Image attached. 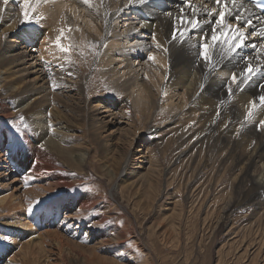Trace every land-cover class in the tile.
Returning <instances> with one entry per match:
<instances>
[{
    "label": "bare ground",
    "instance_id": "bare-ground-1",
    "mask_svg": "<svg viewBox=\"0 0 264 264\" xmlns=\"http://www.w3.org/2000/svg\"><path fill=\"white\" fill-rule=\"evenodd\" d=\"M191 4L201 10L217 7L214 0H191ZM242 6L245 16L251 14L254 17L253 28H245L244 24L239 27L248 34L250 44H264V36L260 35L264 29V15L249 2L243 1ZM181 9L185 15L191 12L182 0H145L144 3L134 0L131 6L129 0H91V5L83 0H30L29 5H25L23 0H9L7 4L0 0V30L3 32L0 34V82L7 87L10 98L22 107L23 116L30 118V126L39 138L33 142L32 137L24 133L20 137L21 148L17 149L9 142V132L0 126V222L4 226L0 237L3 239L0 254L4 256L2 261L5 264H54L56 254L66 255L62 243L64 239L59 230L34 228L37 224L46 226V221L52 225L64 204L62 201L56 204V208H53L56 213L48 210L29 212V207L36 206L39 201V195H34L39 185L36 188L26 185L37 176L39 180L53 182L56 189L68 182L56 173L57 166L46 146L56 149L64 159H69L71 152L60 148L57 139L49 137L47 130L53 125L60 126L62 134L73 132L68 136L66 133L64 137L78 140L84 137L80 128L83 129L84 123H87L93 138L103 136L105 125L113 122L112 119L117 116V112L110 109L112 102L103 99L109 93L99 92L102 90L99 87L104 83L108 90L122 94L146 115L147 132L154 133L165 145L174 138V134H165L167 130H176L178 136L175 137H179L182 144L186 143L180 156L191 152L193 158L197 151L201 152L199 148H203V140L209 139L207 154L211 161H219L218 166L211 163L212 171H217L220 177L238 170L240 177L236 178H240V186H232L231 189L239 192L245 185L248 186L243 203L264 208V124H261L264 121V107L259 106L257 99L264 95V90L258 87V84L264 83V72L254 77L242 91L237 85H231L233 94L229 96L226 86L233 72L239 78L246 63L237 58L223 62L215 69H208L203 61L198 62V48L191 45L198 43V36L203 31L210 32L211 25L203 24L201 33L188 35L186 43L173 41L172 31L178 23ZM25 10L30 16L28 20L24 19ZM199 20L202 23L208 20L203 11ZM212 20L214 22L215 16ZM27 23L28 27L25 26ZM229 23L236 26L234 19ZM46 27L56 34L53 36L56 43L57 37L62 38L69 55L60 56L59 52L52 55L55 45L52 37L53 48L47 42H41L43 50H48V56L43 50L45 55L43 52H40L43 55H34L32 48L36 47L33 44L35 37ZM31 43L32 48L28 47ZM75 44L81 46L82 53L75 54ZM257 55L264 58V49L258 47L254 51L249 47L239 53V56L251 57L253 66L257 64ZM42 58L46 61H42ZM92 58L97 66H94L92 77L87 78L83 72L86 60ZM142 60H145V66ZM94 79L99 81V86L94 87ZM93 88L98 91H92ZM90 94H99L96 103L90 100ZM254 100L257 104L254 114L246 118ZM90 104L93 105L91 114H88L86 110ZM10 106V101L1 102L0 124L2 117L10 115ZM158 109L167 110L163 113L166 119L153 123V114ZM107 134H112V131ZM48 140L53 141V145H49ZM32 157L38 159L36 164L29 161ZM128 166L127 160L123 170ZM132 173L137 172L131 170ZM18 181L22 186H17L27 190L25 194L21 195L20 188L12 185ZM47 188L44 187L50 191ZM232 198L231 195L227 206ZM82 208L84 210V205ZM79 219L74 222L78 223ZM73 223L65 225V229ZM81 227V224L77 225V228ZM47 237L52 238L57 251L46 246ZM16 248L22 255L12 253Z\"/></svg>",
    "mask_w": 264,
    "mask_h": 264
},
{
    "label": "rangeland",
    "instance_id": "rangeland-1",
    "mask_svg": "<svg viewBox=\"0 0 264 264\" xmlns=\"http://www.w3.org/2000/svg\"><path fill=\"white\" fill-rule=\"evenodd\" d=\"M25 26L28 27L29 24ZM2 33L1 29L0 34ZM53 36L56 34L46 27L35 37L33 44L36 47L32 48V43L28 47L34 49L35 56L41 55L40 52L43 51L48 56V50H43V44L47 42L50 47L55 44L52 55L57 52L60 56L69 55V52L61 51V48H66L62 38L58 44ZM50 37L54 38L55 43ZM52 42L54 44L51 46ZM73 48L77 50L75 54L82 53L78 44ZM42 61L46 59L42 58ZM144 61L142 60V65ZM86 63L83 74L91 78L96 64L93 58L87 59ZM92 83L94 87L99 86L98 80L94 79ZM99 90L100 93H109L104 95L103 99L111 101L110 109L117 112L113 122L105 125L108 129L105 127V132L101 130L103 136L93 138L87 123L83 126V129L87 130L80 128L84 137L78 140L67 137L73 133L71 131L62 134L60 126L53 125L47 130L50 132L49 137L57 139L60 148L68 149L72 154L69 159H64L58 155L56 149L45 145L57 166L56 173L68 182L56 189L53 182L39 180V176H33L28 184L23 183L34 188L39 185L34 193L35 196L39 195L35 211L48 210L56 213L53 210L56 204L60 201L64 204L52 225L50 221L45 222L46 226L34 225V228L42 231H60L58 233H61L64 239L62 243L66 255L56 254L53 263L264 264V208L261 210L258 205L243 203L242 199L248 193L245 191L248 186L245 185L241 191L238 189L239 192H236L237 189H231L232 186H240V178H236L240 177L238 170H232L227 177H219L217 171H212L211 163L218 166L219 161H211L207 154L210 140L204 139L205 145L199 143L203 148L200 147L201 152L197 151L193 158L191 152L180 156L186 143L182 144L179 137H175L178 136L176 130H167L165 134H174V140L165 145L153 135L154 133L147 132V117L132 102H128L122 94L113 89L108 90L106 83L102 84ZM92 91L98 90L93 88ZM10 97L7 87H3L0 82V104L11 102L10 115L1 118L0 126L9 132L11 145L19 149L20 137L24 133L32 137L33 142H37L39 138L30 126V118L23 116L22 107ZM88 97L93 103L100 98L99 94H90ZM173 100L176 102L175 97ZM91 105L93 104L87 106L88 114H91ZM157 111L153 114V123L166 119L163 115L167 112L166 109ZM111 131L112 134L108 135ZM66 133L67 136L64 137ZM47 143L53 145L51 140ZM127 160L130 166L123 170ZM29 161L36 164L38 159L32 157ZM131 170L137 173L131 174ZM19 184L22 186L19 181L12 183L14 186ZM44 187H48L50 191H46ZM26 191L20 188L19 193L22 195ZM31 191L32 189L30 193ZM230 193L234 200L232 198L233 204L230 202L227 206ZM79 217L78 223L74 222ZM70 223L73 224L65 229V225ZM80 224L82 227L77 228ZM3 227L0 222V237L3 235ZM2 241L0 238V244ZM46 241L48 248L58 250L51 237H47ZM16 250L17 248L12 253L22 255V252ZM2 257L4 258L0 254V264H5Z\"/></svg>",
    "mask_w": 264,
    "mask_h": 264
},
{
    "label": "snow or ice",
    "instance_id": "snow-or-ice-1",
    "mask_svg": "<svg viewBox=\"0 0 264 264\" xmlns=\"http://www.w3.org/2000/svg\"><path fill=\"white\" fill-rule=\"evenodd\" d=\"M4 4H7L9 0H3ZM87 5H91V0H83ZM134 0H129V6L133 4ZM136 2L144 3L145 0H136ZM187 5L191 12L189 15L184 14V10L181 9V15L177 17V24L174 25L172 31V40L179 41L180 43H186L188 35L197 32L201 33L203 24H210V32L203 31L198 36V43L191 45V47L198 48L196 53L197 61H203L208 69H215L225 61H231L237 59L244 61L246 67L239 73V78L236 72H233L229 84L226 86L229 96L233 94V88L231 85L235 84L242 91L243 87H246L254 77L264 72V58L260 55L256 56L257 64L253 66L252 58L248 56H239L245 48L251 47L254 51L259 47L264 49V44L257 46L256 44H250L248 41V34L244 29L240 28V24H244L245 28H253L254 17L245 16V9L243 8V0H214L217 7H213L211 10L199 9L191 4V0H182ZM25 5L30 4V0H23ZM257 6L264 7V3H258ZM219 9V11H218ZM203 11L207 15L208 20H199V16ZM24 19H30L27 10L23 13ZM215 16L213 22L212 18ZM191 17V18H189ZM234 19L236 26L234 27L229 23V20ZM255 34V30H253ZM261 36H264V29L260 32ZM60 37H57V43L59 44ZM62 51L67 53L68 48H61ZM152 59V57H149ZM258 87L264 90V83L258 84ZM259 100V106L264 107V95L257 98ZM257 107L255 100L252 102V107L247 112L246 118H251L254 114V109ZM264 124V121H261ZM39 201H37V204ZM35 210V206H30L28 211Z\"/></svg>",
    "mask_w": 264,
    "mask_h": 264
}]
</instances>
